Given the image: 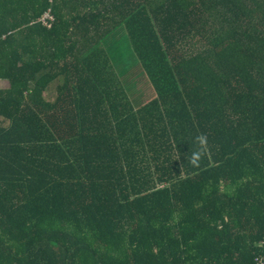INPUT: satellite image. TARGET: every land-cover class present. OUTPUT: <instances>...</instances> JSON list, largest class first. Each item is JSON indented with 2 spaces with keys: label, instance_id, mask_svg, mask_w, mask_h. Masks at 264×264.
Wrapping results in <instances>:
<instances>
[{
  "label": "trees",
  "instance_id": "trees-1",
  "mask_svg": "<svg viewBox=\"0 0 264 264\" xmlns=\"http://www.w3.org/2000/svg\"><path fill=\"white\" fill-rule=\"evenodd\" d=\"M0 81V264H264V0H0Z\"/></svg>",
  "mask_w": 264,
  "mask_h": 264
},
{
  "label": "clouds",
  "instance_id": "clouds-1",
  "mask_svg": "<svg viewBox=\"0 0 264 264\" xmlns=\"http://www.w3.org/2000/svg\"><path fill=\"white\" fill-rule=\"evenodd\" d=\"M195 141L198 143V145L203 148V146L206 145V137L203 136L202 134L200 135H197L195 137ZM199 157H200V151L199 150H196V151H193L189 157V162L193 165H196L199 161Z\"/></svg>",
  "mask_w": 264,
  "mask_h": 264
},
{
  "label": "rangeland",
  "instance_id": "rangeland-1",
  "mask_svg": "<svg viewBox=\"0 0 264 264\" xmlns=\"http://www.w3.org/2000/svg\"><path fill=\"white\" fill-rule=\"evenodd\" d=\"M7 86V84H6V82H4V81H0V87H6ZM54 96V91L51 93V92H49L48 94H47V97L50 99V98H52ZM145 96H152V93L150 92V91H148V92H146L145 93Z\"/></svg>",
  "mask_w": 264,
  "mask_h": 264
},
{
  "label": "built area",
  "instance_id": "built-area-1",
  "mask_svg": "<svg viewBox=\"0 0 264 264\" xmlns=\"http://www.w3.org/2000/svg\"><path fill=\"white\" fill-rule=\"evenodd\" d=\"M53 19V17L51 16V15H49L48 13H46L43 17H42V21H43V23L45 24V25H48V26H50L51 24L49 23V21L48 20H52Z\"/></svg>",
  "mask_w": 264,
  "mask_h": 264
}]
</instances>
